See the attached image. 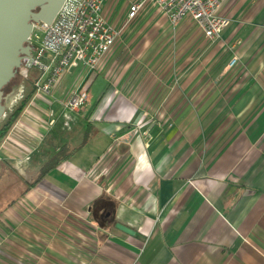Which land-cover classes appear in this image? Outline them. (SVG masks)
<instances>
[{
	"label": "crops",
	"instance_id": "1",
	"mask_svg": "<svg viewBox=\"0 0 264 264\" xmlns=\"http://www.w3.org/2000/svg\"><path fill=\"white\" fill-rule=\"evenodd\" d=\"M157 12L103 60L88 87L104 80L99 101L63 125L64 160L0 211V264H264V0L226 3L215 44L164 41ZM147 29L149 41H127ZM71 80L26 107L0 145V173L39 166V177L56 157L55 103L64 110L88 77Z\"/></svg>",
	"mask_w": 264,
	"mask_h": 264
},
{
	"label": "built area",
	"instance_id": "2",
	"mask_svg": "<svg viewBox=\"0 0 264 264\" xmlns=\"http://www.w3.org/2000/svg\"><path fill=\"white\" fill-rule=\"evenodd\" d=\"M108 1L67 0L51 25L34 26L29 38L31 57L23 60L30 71L37 70V78L31 85L33 100H53L54 89L67 74L78 68L84 69L88 76L98 71L105 57L121 39L127 24L134 21L149 4L158 8L172 26L184 20L193 22L211 44L221 41L229 26V20L221 12L230 0H138L129 7L127 23L121 28L111 24L104 15V6ZM255 43L252 39L240 43L242 54H248ZM241 58L235 53L229 68L238 65ZM27 91V86L17 91L10 113L26 99ZM88 100V89L84 85L65 100L64 108L78 112ZM53 124L55 121H51L50 125Z\"/></svg>",
	"mask_w": 264,
	"mask_h": 264
},
{
	"label": "rangeland",
	"instance_id": "3",
	"mask_svg": "<svg viewBox=\"0 0 264 264\" xmlns=\"http://www.w3.org/2000/svg\"><path fill=\"white\" fill-rule=\"evenodd\" d=\"M136 1H138V0H109L107 2L109 4V8L106 12L107 13V19L109 20V22L111 24H113L114 26H117L118 28L123 27L127 23L128 9L131 6V4L136 2ZM157 10H158V8L154 7V5H152V4H149L146 7V9L144 11H142L140 13V15H138V17L134 21L127 24V27L125 28L120 40L123 41L124 36H125L124 34L128 30H129V33L131 32V30L134 31L135 29H133V28L137 23H140V24L142 23V25L145 23H148L151 19L150 13H153V12L156 13ZM157 15L159 16L158 19H161L163 16L160 11ZM185 22L188 23V26H189L188 27L189 28V36L187 38H185L184 36L182 37L183 34H180V32L179 33L177 32L178 31L177 27L180 26L181 23H185ZM181 23H179L176 26H172L170 23H168V28L170 29L171 36H167L163 40L164 41H197V38H195V40H194L193 36L200 37L203 35L201 33V31L199 30V28L193 22H191L189 20H184ZM141 32L142 33L140 34V31L136 30V33L134 32V33L130 34L129 36H127V38H126L127 41H149V38H150L149 29L144 30V31L142 30ZM175 36H177V37H175ZM120 40H118V41H120ZM236 42L237 41H234V43L231 46H233L234 44H237L240 41H238L237 43ZM231 46L229 45L228 47L230 48ZM18 71H20L19 75L18 76L16 75V77L3 89L6 96L10 95V94H11V96L4 103L5 107H6V112H5L3 119L0 122V128H1V125L7 120L8 116L11 115V113H10V110L12 108L11 104H12V101H13L14 96L16 95L17 91L22 86H25V88L27 86V90H28L26 92V96H27L33 90L31 85H29L28 79L29 78L30 79L31 78L32 79L37 78V73H36L37 70L36 69H32L30 71L27 67L25 68L22 66V68H20ZM98 71L91 73V75L88 76L84 69L78 68L75 71H73L72 73L67 74V75H70L72 77L71 81L76 79V77L80 74H83V76L87 75L88 80H86L84 83L79 85L76 89H78L79 87L84 86V85L88 89V87L90 86V83H91L90 81H93L96 79V76H97L96 73ZM19 77L21 78L20 80H19ZM106 87L107 86L105 85V82L102 78H99L94 83V85L92 86V88L89 92L90 105H92V104L95 105L99 101L100 97L103 94V90ZM57 98L60 99L58 95H57ZM33 99H34V97L31 98V100L28 103L30 106L33 105L34 103H36L38 100H41V99H35V100H33ZM29 105H27V106H29ZM80 111H78V112H80ZM54 112H55V118L61 114V117L58 120V124L56 125V127L54 128L53 131H55L57 133V136H59V143L58 144H60V146H61L59 152L58 153L56 152V154L59 156H63L64 154L68 153V150L65 148H66V144L68 142V137H70V134H71V132H70L71 130L69 131L68 128H63V125L65 122H68L70 124V126H72L74 120L79 118V115L77 116L74 112L66 110L65 108L63 110V106H61L58 102L55 103ZM89 114H88V116H89ZM83 115L86 116L87 113H83ZM49 158H50V156H49ZM41 160H43V159L40 158L39 161H41ZM39 161L37 162L38 163L37 165L41 164V162H39ZM38 167L39 166H31V168H30L31 170H30L29 175H27L26 173H25V175H18L15 173L14 174L9 173V172L4 171V170L2 171V173H0V211H2L6 207V205L8 203H10L13 199L17 198V196H16L17 193L20 191V189L22 190L25 187V184H26L25 182H27V180L29 182H32V181L37 179L38 174L40 173V170ZM21 179H23L24 182ZM15 186L17 187V190L11 191L10 188L11 189L15 188Z\"/></svg>",
	"mask_w": 264,
	"mask_h": 264
},
{
	"label": "water",
	"instance_id": "4",
	"mask_svg": "<svg viewBox=\"0 0 264 264\" xmlns=\"http://www.w3.org/2000/svg\"><path fill=\"white\" fill-rule=\"evenodd\" d=\"M66 1L0 0V122L6 112L4 103L11 96H5L3 89L16 77L23 60L31 57L29 38L34 26L51 25ZM116 228L135 235L134 231L121 224Z\"/></svg>",
	"mask_w": 264,
	"mask_h": 264
},
{
	"label": "trees",
	"instance_id": "5",
	"mask_svg": "<svg viewBox=\"0 0 264 264\" xmlns=\"http://www.w3.org/2000/svg\"><path fill=\"white\" fill-rule=\"evenodd\" d=\"M17 72H18L17 73V76H18L20 71H17ZM20 79L21 78L19 77V80ZM28 80H29L28 81L29 85H32L34 82V79L29 78ZM33 90L30 94L27 95L26 99L19 105V107L13 113H11V115L8 116L7 120L1 125V128H0V145L4 141L6 136L9 134L10 130L12 129L14 124L17 122V120L19 119V117L21 116V114L23 113L25 108L27 107L29 101L31 100V98L33 96V92H34ZM4 95L6 96L5 93H4ZM89 138H90V135L87 134L85 139L88 140ZM63 156L56 155V157L51 162H49L48 165L43 169V171L40 174V176L38 177V179H36V181H34L31 184V186H35L36 184H38L40 180H42L45 176L48 175L49 172H51L54 168H56L58 166V164L62 160H64Z\"/></svg>",
	"mask_w": 264,
	"mask_h": 264
},
{
	"label": "flooded vegetation",
	"instance_id": "6",
	"mask_svg": "<svg viewBox=\"0 0 264 264\" xmlns=\"http://www.w3.org/2000/svg\"><path fill=\"white\" fill-rule=\"evenodd\" d=\"M22 66L26 68V66H25L24 64H23ZM21 68H22V67H21ZM17 73H18V72H17Z\"/></svg>",
	"mask_w": 264,
	"mask_h": 264
}]
</instances>
